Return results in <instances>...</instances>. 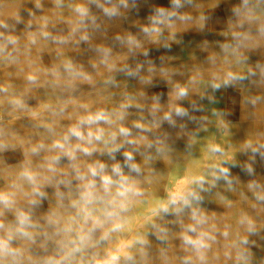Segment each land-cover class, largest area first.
I'll return each instance as SVG.
<instances>
[{"label":"crops","instance_id":"0c3cea01","mask_svg":"<svg viewBox=\"0 0 264 264\" xmlns=\"http://www.w3.org/2000/svg\"><path fill=\"white\" fill-rule=\"evenodd\" d=\"M105 2L0 0V264H264V0Z\"/></svg>","mask_w":264,"mask_h":264},{"label":"bare ground","instance_id":"6f19581e","mask_svg":"<svg viewBox=\"0 0 264 264\" xmlns=\"http://www.w3.org/2000/svg\"><path fill=\"white\" fill-rule=\"evenodd\" d=\"M63 1V0H62ZM104 1H106L105 3V7H104V12L106 13V15H108V16H111L112 18H114V16H113V12H112V10H111V8H112V6L110 5V2H112V1H114V0H104ZM31 3V2H30ZM52 3V2H51ZM85 3V2H84ZM53 4V3H52ZM89 4V3H88ZM94 4V3H93ZM27 6V5H26ZM81 6V5H80ZM47 7V6H46ZM52 8H53V6H52ZM95 9V8H94ZM4 11H6V10H4ZM13 11H11V13H12ZM30 12V11H29ZM3 13V12H2ZM59 13V12H58ZM73 13V12H72ZM97 13V12H96ZM127 13V12H126ZM54 14V13H53ZM56 14V13H55ZM47 15V14H46ZM54 17V16H53ZM71 17V16H70ZM75 18V17H74ZM86 18V17H85ZM76 19V18H75ZM56 20V19H55ZM60 20V19H59ZM62 20V19H61ZM72 20H74V19H72ZM83 21H84V19H83ZM89 21V20H88ZM105 21V20H104ZM48 22H49V20H48ZM120 22H123L122 23V25L125 23H127L128 21L127 20H125V19H122V21H120ZM52 23V22H51ZM50 23V24H51ZM63 23V22H62ZM89 23V22H88ZM16 24H19V23H16ZM43 24H44V22H43ZM47 24V23H46ZM45 24V25H46ZM101 24V23H100ZM121 24V23H120ZM124 24V25H125ZM34 25V24H33ZM38 25V24H37ZM30 26H32L31 24H30ZM40 26V25H39ZM62 26V25H61ZM72 26V25H71ZM74 27H75V25H73ZM89 26V25H88ZM121 26V25H120ZM34 27H35V25H34ZM38 27V26H37ZM42 27V26H41ZM100 27V25H99V22L97 21V19H96V21L94 20L93 22H92V30H96V29H98ZM18 28V27H17ZM33 28V27H32ZM43 28V27H42ZM85 29L87 28L88 29V27H84ZM196 28H198V22H197V27ZM39 29V28H38ZM83 29V28H82ZM42 30V29H41ZM44 30H46V29H44ZM49 30V29H48ZM43 31V30H42ZM41 31V32H42ZM51 31V30H50ZM91 31V30H90ZM44 32V31H43ZM122 32V31H121ZM51 34V33H50ZM99 34V33H98ZM104 34V33H103ZM118 34V33H117ZM28 35V34H27ZM35 35V34H34ZM90 35V34H89ZM100 35V34H99ZM105 35V34H104ZM108 35V34H107ZM129 35V37H130V33L128 34ZM101 36V35H100ZM54 37V36H53ZM86 37H87V34H86ZM85 37V38H86ZM7 38V37H6ZM25 38V37H24ZM60 38H62V37H60ZM90 39H88L89 40V42L87 43V45L86 46H84L85 48V50H89L91 47H93V46H98V44L99 43H97L96 42V38H94V37H89ZM95 39V40H94ZM48 40V39H47ZM60 40V39H59ZM9 41V40H8ZM122 41V40H121ZM128 43H126V44H124V45H119L118 43H115V42H112V44L110 45V46H114L115 47V49L116 50H118V52H119V49L121 48V49H128V51L129 52H131V49H132V45H133V43L130 41V38L128 39ZM103 42H104V40H103ZM156 42H157V40H156ZM14 43V42H13ZM16 43V42H15ZM12 44V43H11ZM50 44H51V42H50ZM100 45V44H99ZM103 45V44H102ZM107 45V44H106ZM45 46V45H44ZM31 47V46H30ZM34 47V46H33ZM36 47V46H35ZM113 47V48H114ZM12 48V47H11ZM24 49V48H23ZM67 49V48H66ZM69 49V48H68ZM70 49H71V47H70ZM104 49V48H103ZM5 50V49H4ZM37 50V49H36ZM94 50H96V49H94ZM50 51V50H49ZM54 51V50H53ZM59 51V50H58ZM71 51H72V49H71ZM70 51V52H71ZM111 51V50H110ZM110 51L108 52V53H110ZM69 52V51H68ZM105 52V51H104ZM107 52V51H106ZM21 53H23V52H21ZM43 53V52H42ZM81 53V52H80ZM87 53V52H86ZM91 53H92V51H91ZM97 54V53H96ZM102 54V53H101ZM125 54V53H124ZM129 54V53H128ZM24 55V54H23ZM50 55H52V54H50ZM56 55V54H55ZM65 55V54H64ZM85 55V54H84ZM111 55V54H110ZM160 55H162V54H160ZM10 56H11V58L8 56V55H5V59H1L0 58V64H2V63H4V62H8L9 60L10 61H14V60H16V59H13L12 58V55L10 54ZM75 56V55H74ZM82 56V55H81ZM86 56V55H85ZM125 56V55H124ZM124 56H120L119 58L117 57V59L115 60L116 62H118V65H119V63H123L124 61H126V60H129L130 58V56L129 57H127V58H125ZM24 57H26V56H24ZM36 57V55L35 56H33V57H31L30 59H29V61H26V62H28V66H29V68H32V70L33 69H36V68H38V66L40 65V63L38 62V60L35 58ZM41 57V56H40ZM68 57V56H67ZM100 57H101V55H100ZM162 57V56H161ZM57 58V57H56ZM72 58V57H71ZM85 58V57H84ZM88 58V57H87ZM101 59H102V57H101ZM46 60V59H45ZM64 60V59H63ZM17 61V60H16ZM22 61H24V60H22ZM56 61V60H55ZM58 62V61H57ZM61 62V61H60ZM107 62V61H106ZM63 63V62H62ZM65 63V62H64ZM98 63H99V61H97V60H94V70L96 71V74H98L99 76H100V72L101 71H99V66H98ZM69 64V63H68ZM116 64V63H115ZM17 64H14V66H16ZM47 65H49V64H47ZM55 65V64H54ZM83 65V64H82ZM104 65V64H103ZM114 65V64H113ZM18 66V65H17ZM21 66V65H20ZM58 67H59V65H58ZM73 67V66H72ZM77 67V66H76ZM60 68V67H59ZM86 68H88V66L86 67ZM115 68V67H114ZM45 69V68H44ZM71 69V68H70ZM23 70V69H22ZM61 71V70H60ZM85 71V69L83 68L82 69V72H84ZM36 72V71H35ZM80 72V71H79ZM78 72V73H79ZM77 73V74H78ZM95 73V72H94ZM128 73V72H127ZM18 74V73H17ZM1 75V74H0ZM47 75V74H46ZM64 75V74H63ZM75 75V74H74ZM103 75V74H102ZM125 75H126V73H125ZM67 76V75H66ZM78 76V77H77ZM80 77V75H75L74 76V78H76L75 79V81H74V84H65L66 82H60V77L58 78V81L60 82V84H59V87H60V89L58 90L59 91V94H63L64 96L68 93V92H70V90L71 89H75L77 86V88H83V81L81 80V78H79ZM105 77V76H104ZM1 78V77H0ZM24 78V77H23ZM46 78V77H45ZM64 78V77H63ZM98 78V77H97ZM72 79V78H71ZM94 78H90L89 80H93ZM87 80V79H86ZM103 80V79H102ZM47 81V80H46ZM96 81V80H95ZM5 82V81H4ZM12 83V82H11ZM9 85V84H8ZM23 85V84H22ZM39 85V84H38ZM70 87H69V86ZM119 85V84H118ZM16 88V87H15ZM51 89V88H50ZM64 90V91H63ZM47 91H43V89H41V91H40V93H46ZM57 92V91H56ZM25 96L28 98V100H30L31 101V98H29V97H31V96H33L32 95V93L30 94L29 93V87L28 86H26V90H25ZM47 93H51V91L49 92H47ZM58 93V92H57ZM37 94V93H36ZM55 94V93H54ZM89 94H91V93H89ZM37 95H40V94H37ZM42 97H44V96H42V95H40V96H37V100H38V102L39 103H44V99L42 98ZM63 98H65V97H63ZM58 99V98H57ZM4 102V100H2V103ZM33 102V101H32ZM5 104V103H4ZM243 109H245V110H247L248 109V107H247V105H245L244 107H243ZM58 110V109H57ZM109 110V109H108ZM10 111V110H9ZM48 114L50 115V116H52L51 115V112H49L48 111ZM56 118V121H57V125H60V126H62V125H64L65 126V124L63 123V120L59 117V118H57V117H55ZM103 121V120H102ZM79 122V121H78ZM104 122V121H103ZM1 125V124H0ZM17 125V124H16ZM45 128L47 127V126H44ZM80 127V126H79ZM51 128H54V125H52L51 126ZM54 133H62V134H67L68 135V137H67V139L69 138V134H68V130H57V128L55 127V130L53 131ZM66 137V136H65ZM77 141V140H76ZM71 142V141H70ZM71 146H69V148H70ZM235 148V147H234ZM71 152V151H70ZM46 158V157H45ZM60 160V159H59ZM82 161H83V158H82ZM73 163V162H72ZM63 164H64V162H63ZM81 164H83V163H81ZM52 165V164H51ZM69 165H70V163H69ZM74 165V164H73ZM25 166V165H24ZM54 166H56V165H54ZM65 167V166H64ZM83 168V167H82ZM51 169V168H50ZM54 169V168H53ZM52 169V170H53ZM146 169V168H145ZM26 170V169H25ZM68 170V169H67ZM147 170V169H146ZM66 171V170H65ZM43 172V171H42ZM47 172V171H46ZM67 172V171H66ZM76 173V172H75ZM88 173V172H87ZM39 174V173H38ZM23 175V174H22ZM33 175V174H32ZM83 175V174H82ZM31 176V175H30ZM29 176V177H30ZM54 176V175H53ZM67 176H68V174H67ZM47 177H48V175H47ZM51 177V176H50ZM79 177V176H78ZM154 177V176H153ZM56 178V177H55ZM82 178V177H81ZM184 179V178H183ZM190 179V178H189ZM65 180V179H64ZM74 180V179H73ZM156 180V179H155ZM210 181H211V179H210ZM210 181H209V183H210ZM61 182H64V181H61ZM191 182V181H190ZM198 182V181H197ZM170 183V182H169ZM183 183V185L181 186L182 188L180 189L181 190V193L183 194L182 196H184V197H186V203H184V204H182V203H180L179 202V200H178V198L177 197H171V195H169L167 198H169V200L170 201H172V202H176L179 206L181 205V206H190V208H195V207H198V197H197V195H195V198H191V196L189 197V190H190V185H186V180L184 181V182H182ZM195 183V182H194ZM51 184V183H50ZM64 184V183H63ZM71 184V183H70ZM192 184V183H191ZM54 185V184H53ZM65 185V184H64ZM72 185V184H71ZM97 185H98V183H97ZM60 186V185H59ZM99 186V185H98ZM154 186H155V191H158V190H164V189H166V185L165 186H161L160 184H158L157 182L154 184ZM174 186V185H173ZM177 186V185H176ZM183 186H185V187H183ZM34 187V186H33ZM51 187H52V185H51ZM13 188V190H15V192H17V191H19L20 190V187H19V184L17 183V186H16V183H14V184H12V186L11 187H7L5 190H10V189H12ZM3 189V188H2ZM35 189V188H34ZM48 189V188H47ZM97 189H98V187H97ZM39 190V189H38ZM54 190V189H53ZM57 190V189H56ZM68 190V189H67ZM169 190V189H168ZM72 191V190H71ZM167 191V190H166ZM83 192H85V191H83ZM28 193V192H27ZM198 193V192H197ZM165 194V193H164ZM83 195V194H82ZM174 195V194H173ZM37 196V195H36ZM41 196H42V194H41ZM43 197V196H42ZM183 197V198H184ZM31 198V197H30ZM58 198V197H57ZM98 198V197H97ZM96 198V199H97ZM182 198V199H183ZM193 200H191V199ZM34 200V199H33ZM37 200V199H36ZM73 200V199H72ZM59 201H60V198H59ZM64 201V200H63ZM58 202V201H57ZM166 202H168V201H166ZM62 203V202H61ZM205 203V202H204ZM57 204V203H56ZM203 205V204H202ZM173 206V205H172ZM176 207V206H175ZM163 208V207H162ZM183 208V207H182ZM189 208V209H190ZM197 209V208H196ZM180 210V209H179ZM189 212V211H188ZM47 213H48V211H47ZM150 213V212H149ZM178 213V212H177ZM176 213V214H177ZM183 213V212H182ZM17 214V213H16ZM184 216V218H182L181 219V217H183ZM207 216V215H206ZM22 217V216H21ZM19 218V217H18ZM63 218V217H62ZM215 218V217H214ZM219 218V217H218ZM64 219V218H63ZM66 219V218H65ZM13 220V219H12ZM11 220V221H12ZM24 220V219H23ZM220 220V219H219ZM223 220V219H222ZM40 221V220H39ZM172 221H173V223H172V227H174V228H179V227H182V225H183V223H185L186 222V217H185V215H180L177 219H172ZM213 221V220H212ZM14 222H16V221H14ZM36 222V221H35ZM217 222V221H216ZM8 223V222H7ZM214 223V222H213ZM37 225V224H36ZM163 225V224H162ZM33 226V225H32ZM61 227V226H60ZM156 228V227H155ZM55 229V228H54ZM154 229V228H153ZM183 229V228H182ZM182 229H181V231H182ZM162 230H163V227H162ZM51 231V230H50ZM184 234V233H183ZM189 235V234H188ZM29 236V235H28ZM165 236V235H164ZM182 236H184V235H182ZM195 236V235H194ZM187 237V236H186ZM39 238V237H38ZM180 238V237H179ZM180 246V245H179ZM204 252V251H203ZM121 253H122V251H121ZM180 254H183V251H180L179 252ZM139 254V253H138ZM151 254V253H150ZM186 257V256H185ZM163 259V258H162ZM175 260V259H174ZM173 262V261H172ZM174 263V262H173ZM176 264V263H175Z\"/></svg>","mask_w":264,"mask_h":264},{"label":"rangeland","instance_id":"374dc122","mask_svg":"<svg viewBox=\"0 0 264 264\" xmlns=\"http://www.w3.org/2000/svg\"><path fill=\"white\" fill-rule=\"evenodd\" d=\"M178 180H179L180 183H182V180L183 179L180 178ZM183 187H185V186H183ZM167 194L168 195H171V197H177L178 200H179V202L182 203V204L186 203L185 202L186 201V197L182 196L183 194L181 192L177 191V190H171V189H169L168 192H167ZM174 215L175 214H173V213L166 212V213H163V214H159V217L161 216L160 217L161 222L163 223L164 226H166V225H169V221H170V219H172V217ZM147 216L149 218H153L154 217V214H153V212H151L150 214L148 213ZM126 222H128V221H126ZM126 224L127 223L123 224V227L125 226V228H126ZM140 227L141 226H139V228ZM166 229H167V226H166ZM122 234L125 235V232H123ZM136 234H137V236H139V239L138 240H141L144 237V233H143V230L141 228L138 229V231H137ZM136 237L134 238V240H131V239L130 240H125V238H124L122 243H120V244L116 245L114 248H112V250H114L116 247H118V249L120 248V250L121 249L124 250L123 251V254H120V255L114 257L115 260H120V259L126 258L128 256V253H130L135 248V244L137 242Z\"/></svg>","mask_w":264,"mask_h":264},{"label":"clouds","instance_id":"9594fccd","mask_svg":"<svg viewBox=\"0 0 264 264\" xmlns=\"http://www.w3.org/2000/svg\"><path fill=\"white\" fill-rule=\"evenodd\" d=\"M100 119H103L102 114L97 115V117H96V120H100ZM91 120H92V118H89V122H91ZM70 131H71L72 135H74V136H76V137H80V138H82L81 133H80L79 131H77L75 128L71 129ZM122 131H124V130L122 129ZM58 146L62 147V145H58ZM93 174H95V173H93ZM106 182H109V181H106ZM126 191H131V189H126ZM120 194L123 195L124 193H120ZM193 195H194V194H193ZM25 219H26V218H25ZM23 222H24V221L22 220L21 223H23ZM185 240H186V242L189 243V244H194V245H198V244H200V241H193V240H191V239H189V238H187V237L185 238ZM201 246H203V245H201ZM5 248H6V246L3 245L2 242H0V251H4ZM114 259H115V258H114Z\"/></svg>","mask_w":264,"mask_h":264}]
</instances>
